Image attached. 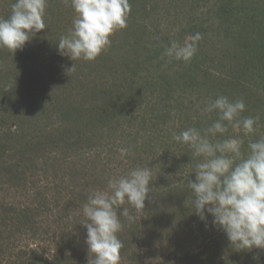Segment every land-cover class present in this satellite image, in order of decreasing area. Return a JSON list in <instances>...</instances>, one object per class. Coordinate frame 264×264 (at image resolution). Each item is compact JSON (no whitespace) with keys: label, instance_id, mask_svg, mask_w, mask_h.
<instances>
[{"label":"trees","instance_id":"obj_1","mask_svg":"<svg viewBox=\"0 0 264 264\" xmlns=\"http://www.w3.org/2000/svg\"><path fill=\"white\" fill-rule=\"evenodd\" d=\"M12 2L0 0V17ZM130 3L127 27L93 61L58 53L70 0H48L47 28L23 50L0 49V264H88L82 204L137 166L152 167L153 180L144 210L122 206L136 220L121 217L120 264H264V249H235L191 210L196 161L172 140L216 118L199 108L217 94L259 117L245 148L264 135V0ZM197 32L190 62L163 56Z\"/></svg>","mask_w":264,"mask_h":264},{"label":"clouds","instance_id":"obj_2","mask_svg":"<svg viewBox=\"0 0 264 264\" xmlns=\"http://www.w3.org/2000/svg\"><path fill=\"white\" fill-rule=\"evenodd\" d=\"M47 6L48 0H13L9 15L0 17V49L23 50L33 34L46 29ZM70 6L75 14L72 27L56 45L58 53L72 61H93L106 51L112 34L127 27L131 12L130 0H70ZM201 39L197 32L183 44L172 41L163 56L190 62ZM74 70L72 64L69 73ZM245 110L242 98L217 94L199 108L202 117L215 113L216 118L205 128L190 126L173 133L172 140L186 146L196 161L191 171L195 180L186 184L194 214L206 227L211 216V225L222 230L235 249H264V135L249 139L245 148V137L257 131L259 121L258 116H243ZM229 126L241 129L243 136H227ZM131 151L120 149L122 157ZM152 180V167L137 166L110 177L106 189L89 193L81 207L88 264H120L121 217L129 224L136 220L129 207L122 206L127 204L137 213L144 210Z\"/></svg>","mask_w":264,"mask_h":264},{"label":"rangeland","instance_id":"obj_3","mask_svg":"<svg viewBox=\"0 0 264 264\" xmlns=\"http://www.w3.org/2000/svg\"><path fill=\"white\" fill-rule=\"evenodd\" d=\"M191 111H193V110H191ZM229 128L231 129L229 136H241V134L243 133L241 129H233L231 126H229ZM46 186L49 188L51 187V185L49 183Z\"/></svg>","mask_w":264,"mask_h":264}]
</instances>
